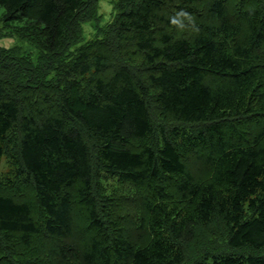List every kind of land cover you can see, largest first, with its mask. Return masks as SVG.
Wrapping results in <instances>:
<instances>
[{
    "label": "trees",
    "instance_id": "1",
    "mask_svg": "<svg viewBox=\"0 0 264 264\" xmlns=\"http://www.w3.org/2000/svg\"><path fill=\"white\" fill-rule=\"evenodd\" d=\"M100 1L0 0V264H264V0Z\"/></svg>",
    "mask_w": 264,
    "mask_h": 264
},
{
    "label": "rangeland",
    "instance_id": "2",
    "mask_svg": "<svg viewBox=\"0 0 264 264\" xmlns=\"http://www.w3.org/2000/svg\"><path fill=\"white\" fill-rule=\"evenodd\" d=\"M116 0H101L100 1V13L103 16V23L110 22L115 16L113 10V4ZM90 24L84 25V32L87 38H91L93 29ZM0 30L5 32L0 36V46L4 48H13L20 46L24 52L34 53L33 45L27 37H19L14 32L4 29L0 24ZM3 35V36H2ZM153 119L157 125H162L163 120L160 119L155 112H152ZM13 166L9 161L7 155L3 156L0 165V179L3 183L7 184L8 179H12ZM99 185L106 193V195L115 198L116 201L124 206H137L136 198L138 197V191L132 185L119 182L115 179H104L99 182ZM132 202V203H131ZM128 204V205H125ZM227 232L223 224L216 221L207 226L200 227L197 231L195 240L185 245L186 256L183 264H195L197 260H200L201 254L205 252L211 253L212 250H218L226 245Z\"/></svg>",
    "mask_w": 264,
    "mask_h": 264
}]
</instances>
